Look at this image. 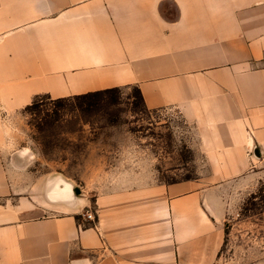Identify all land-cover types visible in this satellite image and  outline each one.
<instances>
[{
	"label": "crops",
	"instance_id": "0c3cea01",
	"mask_svg": "<svg viewBox=\"0 0 264 264\" xmlns=\"http://www.w3.org/2000/svg\"><path fill=\"white\" fill-rule=\"evenodd\" d=\"M130 86L195 128L209 176L46 198L8 118ZM262 182L264 0H0V264H218Z\"/></svg>",
	"mask_w": 264,
	"mask_h": 264
},
{
	"label": "rangeland",
	"instance_id": "374dc122",
	"mask_svg": "<svg viewBox=\"0 0 264 264\" xmlns=\"http://www.w3.org/2000/svg\"><path fill=\"white\" fill-rule=\"evenodd\" d=\"M39 100L8 118L14 139L28 150L32 169L59 175L91 198L209 176L195 128L177 108L148 109L136 86ZM225 230L218 264H255L264 252V182L238 199Z\"/></svg>",
	"mask_w": 264,
	"mask_h": 264
},
{
	"label": "water",
	"instance_id": "95a60500",
	"mask_svg": "<svg viewBox=\"0 0 264 264\" xmlns=\"http://www.w3.org/2000/svg\"><path fill=\"white\" fill-rule=\"evenodd\" d=\"M46 183H49L50 188L45 193L46 198H65L67 197L69 192H72L74 194H81L80 191L72 184L71 182L65 180L63 177L59 175H45ZM60 180H63L65 182L71 183L73 185L72 190H66V186L64 183H62ZM63 202V201H62Z\"/></svg>",
	"mask_w": 264,
	"mask_h": 264
},
{
	"label": "trees",
	"instance_id": "16d2710c",
	"mask_svg": "<svg viewBox=\"0 0 264 264\" xmlns=\"http://www.w3.org/2000/svg\"><path fill=\"white\" fill-rule=\"evenodd\" d=\"M107 91H108V90H107ZM100 92H104V91H100ZM100 92H93V93H87V94H83V95H76V96H72V97H68V98H74V99H86V98H90V97H92V96L98 95ZM139 93H140V91H139ZM140 95H141V93H140ZM42 96L49 97L48 95H40V96H37V97L33 100V102H32L30 105H28L25 109H30V108L36 106V105L39 103V101H40V100H39L40 97H42ZM63 99H66V98H63ZM57 100H59V99H57Z\"/></svg>",
	"mask_w": 264,
	"mask_h": 264
},
{
	"label": "built area",
	"instance_id": "2783aa9c",
	"mask_svg": "<svg viewBox=\"0 0 264 264\" xmlns=\"http://www.w3.org/2000/svg\"><path fill=\"white\" fill-rule=\"evenodd\" d=\"M82 221L84 222H95L96 221V212L89 208L82 214Z\"/></svg>",
	"mask_w": 264,
	"mask_h": 264
},
{
	"label": "bare ground",
	"instance_id": "6f19581e",
	"mask_svg": "<svg viewBox=\"0 0 264 264\" xmlns=\"http://www.w3.org/2000/svg\"><path fill=\"white\" fill-rule=\"evenodd\" d=\"M62 183H64V185L66 186V190H69L71 187V184L70 183H68V182H64V181H62Z\"/></svg>",
	"mask_w": 264,
	"mask_h": 264
}]
</instances>
